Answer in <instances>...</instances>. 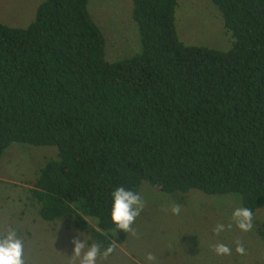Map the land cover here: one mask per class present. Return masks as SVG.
Returning <instances> with one entry per match:
<instances>
[{"label": "trees", "instance_id": "1", "mask_svg": "<svg viewBox=\"0 0 264 264\" xmlns=\"http://www.w3.org/2000/svg\"><path fill=\"white\" fill-rule=\"evenodd\" d=\"M211 1L229 49L185 44L177 0H132L140 50L114 61L88 0H42L25 27L0 21V161L13 143L54 146L31 190L42 219L115 249L117 186L264 205V0Z\"/></svg>", "mask_w": 264, "mask_h": 264}, {"label": "rangeland", "instance_id": "2", "mask_svg": "<svg viewBox=\"0 0 264 264\" xmlns=\"http://www.w3.org/2000/svg\"><path fill=\"white\" fill-rule=\"evenodd\" d=\"M42 0H0V21L25 27ZM87 9L105 38V57L114 61L140 50L138 26L132 17V0H88ZM175 26L185 44L226 50L232 38L211 0H177ZM54 146L13 143L0 161V234L17 230L25 264H71L75 230L71 219L44 220L32 197L33 181ZM138 192L144 207L136 218L135 235L127 233L108 256L97 264H264V205L252 213L253 227L241 230L232 218L243 207L236 194H208L190 189L164 192L143 180ZM173 204L180 213L173 214ZM218 224L224 230L216 232ZM229 225H231L229 227ZM87 233L89 243H93ZM82 239V237H81ZM217 244L230 251L218 254ZM242 246L244 251L238 252ZM151 254L153 259L149 260Z\"/></svg>", "mask_w": 264, "mask_h": 264}, {"label": "clouds", "instance_id": "3", "mask_svg": "<svg viewBox=\"0 0 264 264\" xmlns=\"http://www.w3.org/2000/svg\"><path fill=\"white\" fill-rule=\"evenodd\" d=\"M110 198V217L115 229L124 233L131 232L135 235V230L132 226L144 207V200L140 193L124 186H117L111 191ZM171 211L173 214H179L181 211L180 206L173 204ZM232 218L243 231L253 227L252 211L247 207L236 208L232 213ZM88 224L91 227H95L91 220L88 221ZM224 227L223 224H218L215 231L220 232L224 230ZM86 237L87 233L85 230L74 231L71 237V243L74 245L71 264H97L98 256L106 257L114 251V246L102 248L100 243H89ZM215 251L218 254H222L228 253L230 249L224 244H217ZM237 251L243 252L244 249L242 246H238ZM148 259H153L151 254L148 255ZM0 264H25L23 243L19 239L15 228H10L7 232L0 234Z\"/></svg>", "mask_w": 264, "mask_h": 264}]
</instances>
